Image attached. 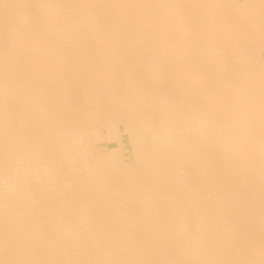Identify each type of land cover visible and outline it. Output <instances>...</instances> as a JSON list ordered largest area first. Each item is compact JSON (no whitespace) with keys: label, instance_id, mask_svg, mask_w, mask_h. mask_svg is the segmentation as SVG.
<instances>
[{"label":"bare ground","instance_id":"6f19581e","mask_svg":"<svg viewBox=\"0 0 264 264\" xmlns=\"http://www.w3.org/2000/svg\"><path fill=\"white\" fill-rule=\"evenodd\" d=\"M0 264H264V0H0Z\"/></svg>","mask_w":264,"mask_h":264},{"label":"rangeland","instance_id":"374dc122","mask_svg":"<svg viewBox=\"0 0 264 264\" xmlns=\"http://www.w3.org/2000/svg\"><path fill=\"white\" fill-rule=\"evenodd\" d=\"M124 142H125V141H124ZM124 148H125V154H126L128 157H130L129 152H128V150H127V149H128V145H127V143H124ZM33 202H34V201H33ZM33 202H32V206H34L35 203H36V202H34V204H33ZM37 204H40V203L37 202ZM37 204H36V205H37ZM132 225H133V226H130V227L137 229V228L140 226V223H136V224H132ZM136 227H137V228H136ZM138 229H139V228H138ZM127 236H128V235H127ZM132 237H133L132 235H129V237H128L129 239H128L126 236L123 237V239L125 238V239H127V240H130V238H132ZM125 239H124V240H125ZM132 239H133V238H132ZM134 239H136V236H134ZM101 246H102V245H101ZM101 246L99 245V247H101ZM108 246H109V244H108ZM108 246H105V247H108ZM109 247H110V246H109ZM101 254H102V253H94V254H93L92 252H91L90 254H89V252H84V253H83V255H85L86 257H88V256L90 257V255H92V256H94V255H97V256L100 255V256H101ZM105 254H107V253H105ZM105 254H102V255H105ZM71 255L73 256V253H71ZM129 255H130V254H129ZM74 256H77V254H75ZM86 257H83V259L86 258Z\"/></svg>","mask_w":264,"mask_h":264}]
</instances>
